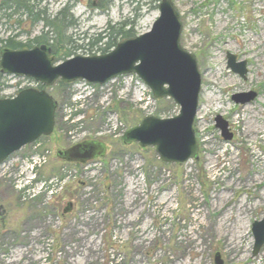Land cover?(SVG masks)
<instances>
[{"label": "rangeland", "instance_id": "rangeland-1", "mask_svg": "<svg viewBox=\"0 0 264 264\" xmlns=\"http://www.w3.org/2000/svg\"><path fill=\"white\" fill-rule=\"evenodd\" d=\"M171 1L181 21L180 44L194 55L201 76L193 121L198 157L168 164L152 146L123 144L122 133L147 115L169 118L179 111L170 98L155 100L135 75L103 85L54 83L47 92L57 103L55 125L37 147L46 156L35 176L43 189L24 185L33 146L0 165V205L6 210L0 264H215L217 252L223 264H264V244L252 255L251 229L264 217V0ZM159 2L40 0L37 7L51 18L67 7L77 25L65 34L80 45L108 26L143 34L158 17ZM23 20L20 32L0 23V39L37 36L43 24L32 29ZM75 52L101 54L97 48ZM227 53L246 62L244 78L227 68ZM20 85L21 78L3 77L0 96ZM253 91L250 102L232 100ZM80 95L86 99L75 103ZM217 116L230 139L216 127ZM84 139L104 143L105 154L81 168L57 156Z\"/></svg>", "mask_w": 264, "mask_h": 264}, {"label": "water", "instance_id": "water-1", "mask_svg": "<svg viewBox=\"0 0 264 264\" xmlns=\"http://www.w3.org/2000/svg\"><path fill=\"white\" fill-rule=\"evenodd\" d=\"M158 8L159 15L148 31L122 39L108 52L77 54L54 63L47 45L16 50L5 47L0 51V71L4 75L31 77L45 87L57 81L69 84L81 79L103 85L115 77L136 74L156 100L170 98L179 111L169 118L147 115L121 135L123 144L137 143L143 149L152 146L158 158L168 164L197 158L199 146L193 121L199 106L200 72L194 55L180 44L181 21L172 1L160 0ZM226 59L227 68L244 78L246 62L237 61L231 53L226 54ZM255 94L254 91L233 94L232 100L247 103ZM56 106L45 89L32 87L20 90L14 97L0 98V163L42 135L52 134ZM215 123L222 137L230 139L227 123L220 116ZM104 154L105 145L97 140H84L57 151L60 159L81 163ZM71 207L68 203L63 212ZM251 229L252 255H256L264 244V217L254 221ZM214 263L223 264L219 252Z\"/></svg>", "mask_w": 264, "mask_h": 264}, {"label": "trees", "instance_id": "trees-1", "mask_svg": "<svg viewBox=\"0 0 264 264\" xmlns=\"http://www.w3.org/2000/svg\"><path fill=\"white\" fill-rule=\"evenodd\" d=\"M36 1V2H35ZM40 0H5L3 1L4 10L0 13V23L5 24L11 20L18 23L19 27L23 23V17H26L28 22L32 25V28L36 26V23L41 22L42 29L32 39L26 40L25 42L15 40V36H8L5 40L0 39V51L9 47L10 49H22L26 47H32L37 44L51 45L53 48L54 61H59L60 59H66L71 55L75 54L76 50L80 48H86L92 50L97 48L100 53H104L112 49L118 42H116V37H122V39L133 38L134 33L132 30H125L120 28H115L114 26H108L106 31L101 32L96 36L90 37L86 44H76L72 40V37L67 36L66 29L68 26H74L75 23L71 19V15L67 12V7L60 9L57 14L51 18L44 10L39 9ZM32 3V4H31ZM9 10V11H7ZM14 16H16L14 18ZM20 32V31H19ZM25 32V31H21ZM29 33V31H27ZM2 45V46H1ZM87 51V50H86ZM4 76L0 72V81ZM59 85L65 86L63 82H58ZM39 88L43 89L44 86L40 85ZM73 108V106H72ZM72 108L70 109L72 112ZM75 108V107H74ZM72 115V114H71ZM79 165V163H75ZM111 240V239H110ZM104 264H113L111 262H104Z\"/></svg>", "mask_w": 264, "mask_h": 264}, {"label": "built area", "instance_id": "built-area-1", "mask_svg": "<svg viewBox=\"0 0 264 264\" xmlns=\"http://www.w3.org/2000/svg\"><path fill=\"white\" fill-rule=\"evenodd\" d=\"M38 146V145H36ZM35 146V147H36ZM46 156L44 154H33L31 157L27 160V167L29 168V171L33 174L35 171L42 166L43 162L45 161Z\"/></svg>", "mask_w": 264, "mask_h": 264}, {"label": "flooded vegetation", "instance_id": "flooded-vegetation-1", "mask_svg": "<svg viewBox=\"0 0 264 264\" xmlns=\"http://www.w3.org/2000/svg\"><path fill=\"white\" fill-rule=\"evenodd\" d=\"M3 1H5V0H0V13H2L3 10L5 9V8H4ZM7 11H9V10H7ZM74 23H75V22H74ZM5 24H6V23H5ZM7 24L9 25L10 29H11L12 26L14 25V32L20 31V29H21L16 21H15V23L13 22V24H10V22H7ZM75 25H77V23H75ZM34 27H35V26H34ZM34 27H33V28H34ZM33 28H32V29H33ZM29 33H30V31H29ZM37 45H42V44H37ZM37 45H33L32 47L37 46ZM43 45H45V44H43ZM47 46H50V48H51L50 53H49V56H51V57L54 59V56H53V48H52V46H51V45H47ZM1 208H2V207H1ZM5 212H6V210H4V209L2 208L1 211H0V222H2V220L5 219V218H4Z\"/></svg>", "mask_w": 264, "mask_h": 264}, {"label": "bare ground", "instance_id": "bare-ground-1", "mask_svg": "<svg viewBox=\"0 0 264 264\" xmlns=\"http://www.w3.org/2000/svg\"><path fill=\"white\" fill-rule=\"evenodd\" d=\"M211 101H215V102H216L217 100L214 98V99L211 100ZM209 102H210V101H209ZM206 107H209V104H208ZM242 112H243V111H242ZM239 118H240V116H236V120H238ZM246 124H247V123H246ZM247 132L250 133V134H254V133H255V131L250 130V128L247 129ZM246 137H247V136H246ZM261 164H262L261 166H264V157H262V163H261ZM258 166H259V165H258ZM260 184H261L262 186H264V183H260ZM228 186H229V185H226L225 187L228 188ZM263 200H264V199H263ZM216 201H217V200H216ZM216 201H215V202H216ZM230 247H234V246H230Z\"/></svg>", "mask_w": 264, "mask_h": 264}]
</instances>
